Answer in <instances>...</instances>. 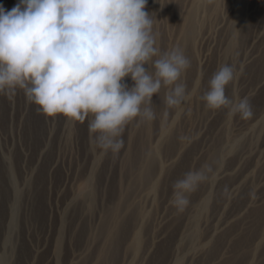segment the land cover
<instances>
[{"label": "rangeland", "instance_id": "1", "mask_svg": "<svg viewBox=\"0 0 264 264\" xmlns=\"http://www.w3.org/2000/svg\"><path fill=\"white\" fill-rule=\"evenodd\" d=\"M19 3L0 0L6 12ZM145 11L161 51L191 62L188 99L168 108L162 88L155 119L130 122L118 154L94 146L89 118L0 94V264H264V0H147ZM223 65L236 70L226 95L247 98L251 119L201 100ZM204 164L215 178L179 213L173 184Z\"/></svg>", "mask_w": 264, "mask_h": 264}, {"label": "clouds", "instance_id": "2", "mask_svg": "<svg viewBox=\"0 0 264 264\" xmlns=\"http://www.w3.org/2000/svg\"><path fill=\"white\" fill-rule=\"evenodd\" d=\"M146 7L147 0H20L7 12L0 6V94L23 90L49 117L89 118L94 146L118 154L130 122L155 119L152 99L162 88L168 108L188 99L181 78L191 62L179 47L161 51ZM235 71L221 66L201 100L248 120L250 101L226 95ZM214 178L212 164L186 172L172 186V206L183 213Z\"/></svg>", "mask_w": 264, "mask_h": 264}, {"label": "bare ground", "instance_id": "3", "mask_svg": "<svg viewBox=\"0 0 264 264\" xmlns=\"http://www.w3.org/2000/svg\"><path fill=\"white\" fill-rule=\"evenodd\" d=\"M191 16H193V13L190 15V18H191ZM141 145L143 146V144L141 143ZM158 155H159V150L157 151V150H155L152 154H151V156H150V159H148L147 160V164H146V166L143 168V170L140 172V174H139V179L141 180V181H145L146 179H148V177L150 176V171H151V168H152V164H153V162H154V160L158 157ZM115 212V211H114ZM113 213V212H112ZM115 213H117V211L115 212ZM114 213V214H115ZM113 214V215H114ZM139 234L137 233V235H136V238L138 239V236ZM113 237H114V235H112L109 239H113ZM136 244H137V242H136Z\"/></svg>", "mask_w": 264, "mask_h": 264}]
</instances>
